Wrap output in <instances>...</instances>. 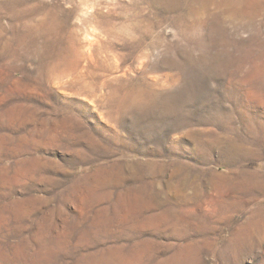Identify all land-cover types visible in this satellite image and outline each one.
<instances>
[{
	"label": "rangeland",
	"instance_id": "1",
	"mask_svg": "<svg viewBox=\"0 0 264 264\" xmlns=\"http://www.w3.org/2000/svg\"><path fill=\"white\" fill-rule=\"evenodd\" d=\"M0 264H264V0H0Z\"/></svg>",
	"mask_w": 264,
	"mask_h": 264
}]
</instances>
